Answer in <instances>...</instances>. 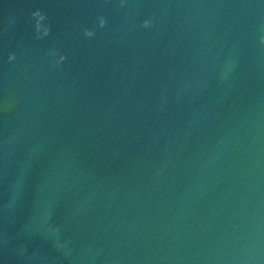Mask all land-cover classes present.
I'll return each instance as SVG.
<instances>
[{
    "label": "water",
    "instance_id": "95a60500",
    "mask_svg": "<svg viewBox=\"0 0 264 264\" xmlns=\"http://www.w3.org/2000/svg\"><path fill=\"white\" fill-rule=\"evenodd\" d=\"M0 264H264V0H0Z\"/></svg>",
    "mask_w": 264,
    "mask_h": 264
},
{
    "label": "clouds",
    "instance_id": "9594fccd",
    "mask_svg": "<svg viewBox=\"0 0 264 264\" xmlns=\"http://www.w3.org/2000/svg\"><path fill=\"white\" fill-rule=\"evenodd\" d=\"M100 23H101V26H103L104 20L101 19V22ZM145 23L147 24V22H145ZM44 31H45V33H47L48 30L46 29ZM86 35L91 36V35H93V32L86 30ZM9 59H14V55H10ZM61 59H63V57H61Z\"/></svg>",
    "mask_w": 264,
    "mask_h": 264
}]
</instances>
